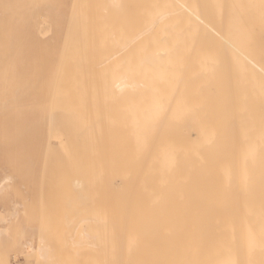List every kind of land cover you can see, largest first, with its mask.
Returning a JSON list of instances; mask_svg holds the SVG:
<instances>
[{
	"label": "bare ground",
	"instance_id": "6f19581e",
	"mask_svg": "<svg viewBox=\"0 0 264 264\" xmlns=\"http://www.w3.org/2000/svg\"><path fill=\"white\" fill-rule=\"evenodd\" d=\"M18 1L37 264H264V0H23L25 73Z\"/></svg>",
	"mask_w": 264,
	"mask_h": 264
},
{
	"label": "rangeland",
	"instance_id": "374dc122",
	"mask_svg": "<svg viewBox=\"0 0 264 264\" xmlns=\"http://www.w3.org/2000/svg\"><path fill=\"white\" fill-rule=\"evenodd\" d=\"M6 1L9 0H0V23L3 18L2 3ZM24 2L27 4V0ZM24 2L19 0L6 13L9 18L13 17L14 19L12 26L15 38L13 44H7L10 45V49L5 53L6 60L1 61L2 64L5 63L10 68L12 65L19 66L23 73L29 66L27 64L28 52L19 46V44H24L21 35L29 31H44L53 27L49 22L53 18L48 19V17L40 26L30 24V13ZM8 97L10 98L8 107L3 106L1 102ZM11 97V92L9 95H3L0 89V264H37L39 257L36 254L38 251L33 250L34 254L33 251H30V246L38 244V240L33 234L32 216L40 197V176L31 174L24 169L20 171L16 169L15 114ZM17 130L21 129L17 128ZM26 130L28 131L29 127ZM24 139L27 141L28 137ZM55 250L57 254V246H55ZM26 253L29 254L27 260L23 259V255L25 256Z\"/></svg>",
	"mask_w": 264,
	"mask_h": 264
}]
</instances>
